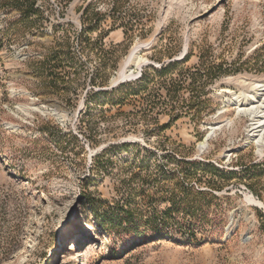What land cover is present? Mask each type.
I'll return each instance as SVG.
<instances>
[{
    "label": "rangeland",
    "instance_id": "obj_1",
    "mask_svg": "<svg viewBox=\"0 0 264 264\" xmlns=\"http://www.w3.org/2000/svg\"><path fill=\"white\" fill-rule=\"evenodd\" d=\"M113 1L0 0V264H264V209L254 202L264 204V151L246 139L249 118L222 101L247 90L238 77L264 79V0H123V19L115 21ZM91 2L101 15L83 36L80 16ZM135 14L146 34L130 30L125 37ZM63 35L85 67L50 94L55 85L44 81L67 80L63 69L70 76L73 70L64 51L46 71L37 61ZM192 41L210 44L216 59L239 68L208 87L201 116L174 117L159 105L143 111L131 90L123 103L118 94H86L99 90L88 84L99 44L117 57L115 67L108 61L104 68L110 84L121 70L139 77L158 59L178 60ZM135 55L147 61L137 64ZM196 63L194 54L186 64ZM85 100L90 108L81 117ZM181 157L187 165L177 163ZM137 167L145 170L132 178ZM184 167L194 190L212 195L189 196L192 209L166 212V195L153 185L171 188L166 174ZM219 171L230 175L220 178ZM206 181L225 186L215 191ZM118 204L138 207L134 221L143 237L156 240L130 245L131 235L111 224Z\"/></svg>",
    "mask_w": 264,
    "mask_h": 264
},
{
    "label": "trees",
    "instance_id": "obj_2",
    "mask_svg": "<svg viewBox=\"0 0 264 264\" xmlns=\"http://www.w3.org/2000/svg\"><path fill=\"white\" fill-rule=\"evenodd\" d=\"M122 3L123 0H114L111 5L109 11L114 21L117 20V18H120V20L123 19V17L118 14L121 10ZM94 5V2L87 3L80 16V33L83 36L86 33V25L92 26L98 21V16L101 15L99 9H95ZM23 14L27 16L26 11H23ZM133 16L134 18L128 16L127 22H125V25H129L130 28L128 29V27H126L124 29L125 37L129 35L130 30L132 33L137 31L140 35L146 34V32H144V23L141 21L140 17H138L137 14ZM164 47L165 50L167 49L168 58H172L173 53L170 51L172 49L169 48L167 43H165ZM98 48L99 51L96 52V62L99 66L96 68L95 73L90 75L88 84L91 87H97L99 90L88 89L90 91L87 90L86 94L89 95V97H98L99 95L103 97H114L118 94L116 98L117 103H123L130 95V93H127V91L125 92L124 90H131V94H140V104L142 105L141 109L143 111L151 112L155 105H159L158 110L160 112L171 114L174 117L179 116L182 113L192 114V112L193 117L201 116V109L206 102L205 95L208 91V87L221 76L239 69L238 67L231 69L229 68L230 65L224 59H216L211 51L210 44L204 43L200 45L197 44V42L192 41L181 59L168 62H163L158 59L156 61L159 63V66H147L146 68H143L138 78L126 80L109 87V73H107L104 68L106 64H109L107 63L108 61H111V66L115 67L117 57L107 56L108 51L102 44H99ZM48 49V53L43 56L41 60L37 61L39 62V67L42 71H46V64L50 62H52L51 64H53V66L57 64L60 61L59 58H61L58 57L59 53L62 51H64L63 54L67 56L68 61L66 60L65 62H67L70 69L73 70V76H70L71 71L63 69L64 74H67V80L64 79V75H59L60 77H52L49 80H46V77H44V80H46L44 81L45 83L50 84L51 86L55 85L53 89H50L49 93L58 94L59 88L56 84H58V82H64V84H66L73 78H76L78 75L77 68H84L85 63L75 57L73 51L70 49L69 39L66 35H63L61 42L60 40H56L55 44L50 45ZM82 49H84V46H82ZM194 54L197 57V63L188 66L186 63ZM51 59H53V61H51ZM41 75L40 78L44 76L43 74ZM83 104L85 110L79 112L81 117L87 113L90 108L86 100ZM100 111H102V109H100ZM65 135L67 134H64V136ZM74 138L77 139L75 136ZM107 147L110 149L113 146L108 145ZM106 151L108 150H102V153H105ZM177 163L182 166L187 165L182 157L177 160ZM144 170L145 167L135 168V170L131 171L132 178L141 177V175L138 176V174H141L140 172ZM188 171V167H184V169L178 170V173L176 170L168 172L166 176L173 183L169 189L164 188L163 184L159 181H156L155 185H153V187L161 188L163 194L166 195L165 198L170 204V207L166 209V212H170L172 208L180 205H185L189 210L192 209L193 202L190 201L189 196L195 198V196L199 197L200 195H212L204 190H194L193 185L186 181L189 174ZM219 174L220 178H227L230 175V173H224L223 171H219ZM206 182V187L215 191H222L225 186L223 182L219 184L212 181ZM143 185L144 182L141 181V185L139 186ZM118 209L120 213L111 224H116L126 232L127 235H131L132 241L130 245L134 246L147 240H156L155 237L150 239L143 237V229H139L138 223L134 221V215L139 210L138 207H134V205L132 206L130 204H118Z\"/></svg>",
    "mask_w": 264,
    "mask_h": 264
},
{
    "label": "bare ground",
    "instance_id": "obj_3",
    "mask_svg": "<svg viewBox=\"0 0 264 264\" xmlns=\"http://www.w3.org/2000/svg\"><path fill=\"white\" fill-rule=\"evenodd\" d=\"M136 47L137 46H135V48ZM133 53L134 52H132L130 56H132ZM185 53H186V48L183 49L181 53L175 57V59H181ZM128 59L130 60V58ZM135 59L137 64H139L142 61L143 62L147 61L146 58H140L138 56H136ZM154 63L156 66H159L158 63L156 62ZM137 77L138 76H134L132 78H124V79L131 80ZM124 79H121V81H123ZM237 80L241 84L246 85L247 90L246 91L241 90L239 92L230 91L229 95L223 96L222 101L224 102V104L234 105L236 109V116L245 115L249 118V123L245 127L246 139L249 140L251 139L255 144L256 151L258 153H263L264 151V79H256V78L247 79L245 77H238ZM111 86L109 85V87ZM43 108L41 107V109ZM231 121L232 118L229 120L227 119L226 123L230 125ZM219 127L220 125L218 124L210 127L209 132L198 144L199 150L202 147L204 149L206 148L208 139L215 133L216 129H219ZM254 202L257 204V206L259 205V207L264 209V204L261 201L255 199ZM228 230L229 229L227 228V231ZM75 253H77L76 250H74L72 256L74 255V259L77 261V254L75 255Z\"/></svg>",
    "mask_w": 264,
    "mask_h": 264
},
{
    "label": "water",
    "instance_id": "obj_4",
    "mask_svg": "<svg viewBox=\"0 0 264 264\" xmlns=\"http://www.w3.org/2000/svg\"><path fill=\"white\" fill-rule=\"evenodd\" d=\"M141 45H139L138 47H140ZM124 78H130V76H126V75H124L123 74V72H122V70L121 71H119L118 73H117V77H113L111 80H110V86L112 85V86H114V84L116 85V84H118V83H120V82H123L125 79ZM121 79H124L123 81H121ZM202 149H204L203 147L199 150V151H202Z\"/></svg>",
    "mask_w": 264,
    "mask_h": 264
}]
</instances>
